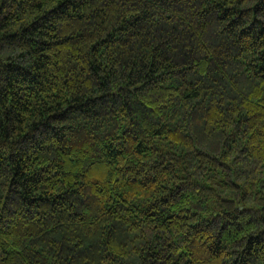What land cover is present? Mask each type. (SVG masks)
<instances>
[{
    "label": "trees",
    "instance_id": "trees-1",
    "mask_svg": "<svg viewBox=\"0 0 264 264\" xmlns=\"http://www.w3.org/2000/svg\"><path fill=\"white\" fill-rule=\"evenodd\" d=\"M0 264H264V0H0Z\"/></svg>",
    "mask_w": 264,
    "mask_h": 264
}]
</instances>
